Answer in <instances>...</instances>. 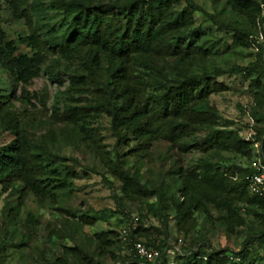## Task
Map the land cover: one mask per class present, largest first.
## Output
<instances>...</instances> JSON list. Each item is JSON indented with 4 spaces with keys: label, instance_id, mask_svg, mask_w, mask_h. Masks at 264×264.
Returning <instances> with one entry per match:
<instances>
[{
    "label": "rangeland",
    "instance_id": "374dc122",
    "mask_svg": "<svg viewBox=\"0 0 264 264\" xmlns=\"http://www.w3.org/2000/svg\"><path fill=\"white\" fill-rule=\"evenodd\" d=\"M108 1L92 0L94 3ZM44 2L49 6V0ZM193 2L200 10L192 14L191 29L200 36L201 50L182 63L175 55L165 54L129 58L127 70L128 85L136 86V77L142 81L143 98L155 93L161 79L159 69L170 80L177 79L181 69L197 75L206 72L220 86L207 96V102L217 111L216 123L191 129L179 142H171L165 129L150 140L141 141L131 135L125 140L118 139L111 127V117L105 111L108 97L102 86L109 69L105 61L92 77L81 69L80 60L59 59L53 63L59 81L50 79L42 71L24 87L29 96L27 103L20 99L21 86L11 85L7 72L0 67V100L7 102L5 112L0 115V147L12 140L16 128L36 149L57 155L62 165L75 173L70 187L58 191L54 202H39L31 194L21 197L18 182L8 187L0 185V264H84V255L101 264H121L117 260L127 252H120L117 245L104 249L98 235L105 233L110 237L111 231H118L123 214L127 215L126 225L130 229L137 225L132 219L140 216L145 227L159 229H150L152 237L163 239L160 219L149 211L150 207L159 206L158 193L168 192L178 202H184L179 189L186 174L197 171L202 157L227 170L247 164L248 157L242 154L244 148H237L233 140L226 150H205L202 141L211 130L227 131L241 142H250L251 159L264 158V124L256 120L264 117V69L257 72L261 81L259 88L252 85L250 76L231 72L254 62L258 52L264 54V6L256 26H250L243 17L231 12L225 0ZM179 4L183 5V0ZM48 6L46 15L53 24L60 16ZM0 27L14 41L17 53L32 54L29 47L18 42L19 35L28 33L25 21L12 16L6 0H0ZM56 59L57 55L48 52L45 65ZM73 74L82 75L85 87L70 102L61 92ZM68 102L90 112L86 133L62 120L63 107ZM162 122L154 121L151 125L155 127ZM234 209L244 224L233 225L231 232L230 220L227 224L221 221L225 210L212 203H206V211L191 210L188 233L178 229L175 212L168 211V247L164 250L167 264H179L175 256L191 240L205 246L202 250L207 253L224 250L232 255L249 236L257 239L264 230L262 219ZM251 243L249 247L259 244L255 240Z\"/></svg>",
    "mask_w": 264,
    "mask_h": 264
},
{
    "label": "trees",
    "instance_id": "16d2710c",
    "mask_svg": "<svg viewBox=\"0 0 264 264\" xmlns=\"http://www.w3.org/2000/svg\"><path fill=\"white\" fill-rule=\"evenodd\" d=\"M6 1L12 16L24 19L28 28V33L19 35L18 42L32 50L31 55L17 53L14 41L9 40L0 27V67L7 72L11 85L21 86L20 99L23 102H29L24 87L42 71L50 79L59 81L53 64L59 59L64 62L80 60L81 69L92 77L101 69L102 61H105L109 66L102 86L108 97L105 111L111 117L112 130L119 140H125L129 135L141 141L150 140L165 129L168 139L176 143L183 140L191 129L211 127L216 123L218 114L207 102V96L219 90L220 86L206 72L197 75L181 69L177 79L170 80L159 69L157 72L161 79L158 87L153 95L146 98L141 96L140 86L143 83L138 77L136 86L128 85L129 58L165 54L175 55L178 62L182 63L198 49L201 50L198 44L200 36L195 29H191L192 14L200 10L193 0H183V5L179 4L180 0H110L107 3L49 0V6L44 0ZM225 3L231 12L243 17L250 26H256L264 6V0H225ZM47 6L60 16L53 24L49 23L46 15ZM210 18L217 24L213 15ZM48 52L57 55V61L45 65ZM260 68L264 69V54L261 51L247 67H237L231 72L250 76L252 85L259 88L261 81L257 72ZM84 87L82 75L73 74L61 94L66 101L73 102L76 94L84 92ZM6 103L0 100V115L5 112ZM256 114L260 116L258 112ZM90 116L84 107L69 102L63 107L62 120L77 127L81 133L87 132ZM160 120H163L161 124L155 127L151 125ZM256 120L264 124V117ZM259 133L262 134V131ZM231 140L235 141L237 148H244L242 154L248 157V164L252 160L248 149L250 142H241L227 131L211 130L202 143L205 150L221 151L230 148ZM233 168L235 171L221 169L208 157H202L197 171L187 173L179 189L184 202H178L168 192L158 193L160 204L157 208L150 207L149 211L160 219L164 229L163 239L152 237L150 229H159L145 227L140 216L136 227L130 229L126 225L127 215L123 214L125 217L120 218L119 230L111 231L110 237L105 233L99 234L100 243L104 249L117 245L120 252H127L117 260L121 264H152L136 256L133 243L140 241L159 250L157 264H167L164 250L168 247L167 226L170 217L167 212L170 210L175 212L178 229L184 233L189 230L191 210L206 211V203L225 210L221 221L225 220L226 223L230 220V232L233 225L244 224V219L236 214L234 208L241 209L245 215L257 216L264 222V195L251 193L247 185L246 176L251 169ZM74 175L72 170L62 165L57 155H48L45 150L36 149L27 136L16 128L12 140L0 147V185L8 187L15 182L20 183L21 197L31 194L39 202H54L58 191L70 187V179ZM167 201L172 205L166 204ZM254 240L258 241V246L249 247ZM202 247L205 248L197 240H191L181 247V252L175 257L180 260L179 264H264V230L257 239L249 236L241 249L232 255L224 250L207 253ZM259 249L263 255H260ZM82 260L84 264H101L89 255H84Z\"/></svg>",
    "mask_w": 264,
    "mask_h": 264
},
{
    "label": "built area",
    "instance_id": "2783aa9c",
    "mask_svg": "<svg viewBox=\"0 0 264 264\" xmlns=\"http://www.w3.org/2000/svg\"><path fill=\"white\" fill-rule=\"evenodd\" d=\"M244 167L251 169V172L246 176L248 189L253 194L264 195V158H253ZM138 217L132 219V223L136 224ZM133 248L136 256L145 260L146 262L156 264L160 257L159 250L149 247L140 241L133 243Z\"/></svg>",
    "mask_w": 264,
    "mask_h": 264
}]
</instances>
